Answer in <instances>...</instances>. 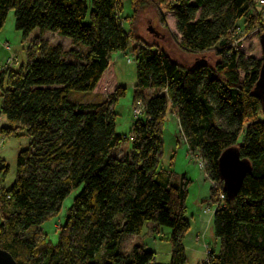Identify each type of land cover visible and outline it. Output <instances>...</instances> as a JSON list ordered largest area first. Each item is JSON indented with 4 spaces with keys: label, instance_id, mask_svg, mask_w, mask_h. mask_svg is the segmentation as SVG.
I'll use <instances>...</instances> for the list:
<instances>
[{
    "label": "trees",
    "instance_id": "trees-1",
    "mask_svg": "<svg viewBox=\"0 0 264 264\" xmlns=\"http://www.w3.org/2000/svg\"><path fill=\"white\" fill-rule=\"evenodd\" d=\"M259 1L129 0L132 12L123 17V0H90L89 11L86 0H0V28L13 11L23 38L37 29L85 47L62 51L35 36L25 64L0 71L6 121L0 133L23 131L29 138L16 155L13 183L0 186V248L16 264H155L154 253L140 244L127 255L118 251L121 237L139 234L147 222L170 229L168 264L185 263L191 182L171 163L159 166L168 108L187 152L200 159L216 189L225 149L236 147L251 166L237 193H223L215 207L212 229L220 246L204 264H264V119L253 94L260 60L236 49L241 33L264 30ZM148 8L163 28L161 11L172 14L175 44L191 62L179 63L140 38L138 19ZM127 49L135 65L132 102H141L142 113L131 124L129 152L116 154L124 137L114 130L112 105L125 89L117 86L97 101L68 96L92 92L110 53ZM5 170L2 163L0 176ZM76 189L56 241H47L40 224ZM216 189L210 186L214 204Z\"/></svg>",
    "mask_w": 264,
    "mask_h": 264
},
{
    "label": "rangeland",
    "instance_id": "rangeland-1",
    "mask_svg": "<svg viewBox=\"0 0 264 264\" xmlns=\"http://www.w3.org/2000/svg\"><path fill=\"white\" fill-rule=\"evenodd\" d=\"M86 3L89 11L90 0H86ZM259 7L261 9L262 27L264 28V6L260 2ZM131 12L129 0H123L122 16L126 17ZM161 13L166 25L165 28L160 26L158 16L154 10L148 8L142 12L137 24L140 38L148 44H158L173 60L179 63L186 64L191 62L193 57L183 55L175 44L174 39L177 38V33L175 31V21L172 14L165 10H162ZM84 22H88V17L85 18ZM259 34L257 30L245 34L241 33L237 39L239 44L236 46V49L245 57L260 59ZM35 36H40L48 44L59 46L62 51H67L69 48L75 50L81 48L82 51H85L83 45H75L68 37L50 31H44L39 34V31L34 29L27 37L23 38L21 32L15 29L13 11H9L3 26L0 28V71L10 68L15 69L18 66L24 65L30 42ZM206 58L207 60L213 61V55L210 53L206 54ZM104 73L105 75L100 83L92 92L72 91L69 93L68 99L70 101L74 99L97 101L111 93L117 86H122L125 89L124 95L115 101L112 105V110L116 114L114 130L117 134L124 137L120 148L114 153L124 154L130 150L129 131L131 124L136 117H141L142 113V109L138 103L133 104L132 102L135 93V65L133 54L128 49L125 52L114 51L110 53L109 64ZM149 94V90H144L143 96L146 97ZM133 107L138 108L139 115L133 114ZM5 125L6 121L0 115V128ZM178 132L177 120L169 112L168 108L160 131L162 156L159 166L167 168L171 163V167L175 172H180V170L186 168L193 175L204 174L203 165L202 167L199 166L200 159L187 152L186 145L179 138ZM28 144L29 138L23 131L20 135L0 133V165L3 163L6 168L4 174L0 176V186L3 189H8L13 183L16 155L20 150L27 148ZM204 181L209 186V180L206 178ZM199 190L200 187L196 180L193 181V184L190 183L185 202V218L189 226L182 238V244L185 250L184 264H204L207 258V251L216 254L220 246L219 240L214 237L212 229V214L216 204L212 203L208 198L202 201L198 200ZM77 192V189L72 190L62 200L59 211L40 224L42 233L47 241L51 243L56 241L57 228L62 224L66 209L71 204ZM169 238L170 229L168 227L156 226L153 223L147 222L139 234L122 236L118 245V251L123 255H127L133 245L140 244L145 250L154 253L153 262L155 264H168L171 251Z\"/></svg>",
    "mask_w": 264,
    "mask_h": 264
},
{
    "label": "water",
    "instance_id": "water-1",
    "mask_svg": "<svg viewBox=\"0 0 264 264\" xmlns=\"http://www.w3.org/2000/svg\"><path fill=\"white\" fill-rule=\"evenodd\" d=\"M259 44L261 57L253 94L260 102L264 119V32L259 34ZM250 169V163L239 157L236 147L227 148L220 154L217 160V171L222 184L221 188L227 197H232L237 193L244 176ZM0 264H16L11 255L2 248H0Z\"/></svg>",
    "mask_w": 264,
    "mask_h": 264
},
{
    "label": "crops",
    "instance_id": "crops-1",
    "mask_svg": "<svg viewBox=\"0 0 264 264\" xmlns=\"http://www.w3.org/2000/svg\"><path fill=\"white\" fill-rule=\"evenodd\" d=\"M104 72H103L102 76L100 77L97 85L100 83L101 79L105 75ZM97 85H96V87H97ZM178 173L184 174L185 177L188 178L192 184H193V181H195V180L198 182V185L200 187V190H199V193H198V195H199L198 196L199 197L198 200L202 201V200H205L207 198L209 199V197H210V192H209L210 181H208L209 182V186H208L207 183H205V181H204L207 178L206 175H205V173L202 174V175L201 174H197V176H196V175L191 174V172L189 170H186V168L184 170H180V172H178ZM188 225H189V223H188Z\"/></svg>",
    "mask_w": 264,
    "mask_h": 264
},
{
    "label": "built area",
    "instance_id": "built-area-1",
    "mask_svg": "<svg viewBox=\"0 0 264 264\" xmlns=\"http://www.w3.org/2000/svg\"><path fill=\"white\" fill-rule=\"evenodd\" d=\"M259 2H260V4H261L262 6H264V1H263V0H260ZM136 103H138V105H139V106L141 107V109H142V104H141V102L138 101V102H136ZM132 112H133L134 115H139V114H140L138 108L136 109V107H133ZM199 166L202 167V163H201V162H199ZM210 184H212L213 187L216 189V187H215V185H214L213 183L210 182ZM223 193H224V192H223L222 188H221V189H219V188L216 189V194H217V199H218V202L216 203V207L219 206V204H221V201H222L223 196H224ZM207 253H208V251H207Z\"/></svg>",
    "mask_w": 264,
    "mask_h": 264
}]
</instances>
